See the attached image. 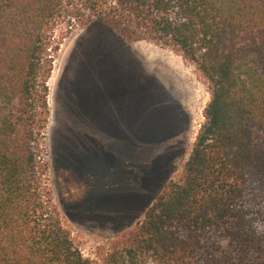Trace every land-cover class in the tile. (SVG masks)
Returning a JSON list of instances; mask_svg holds the SVG:
<instances>
[{
    "label": "trees",
    "instance_id": "obj_1",
    "mask_svg": "<svg viewBox=\"0 0 264 264\" xmlns=\"http://www.w3.org/2000/svg\"><path fill=\"white\" fill-rule=\"evenodd\" d=\"M90 12L172 50L211 98L192 151L144 218L94 259L46 180L49 38ZM0 264H264V0H0Z\"/></svg>",
    "mask_w": 264,
    "mask_h": 264
},
{
    "label": "rangeland",
    "instance_id": "obj_2",
    "mask_svg": "<svg viewBox=\"0 0 264 264\" xmlns=\"http://www.w3.org/2000/svg\"><path fill=\"white\" fill-rule=\"evenodd\" d=\"M89 16L64 14L49 38L40 149L53 203L74 245L94 259L180 171L211 94L172 50L131 43L104 23L83 26Z\"/></svg>",
    "mask_w": 264,
    "mask_h": 264
},
{
    "label": "bare ground",
    "instance_id": "obj_3",
    "mask_svg": "<svg viewBox=\"0 0 264 264\" xmlns=\"http://www.w3.org/2000/svg\"><path fill=\"white\" fill-rule=\"evenodd\" d=\"M152 56H153V55H152ZM154 63H156V62H154ZM163 64H164V63H163ZM163 64H162V65H163ZM165 66H166V65H165ZM167 66H168V65H167ZM162 67H163V66H162ZM163 68H165V67H163ZM166 68H167V67H166ZM166 70H167L168 72H170V71H169L170 68H169V69H166ZM168 72H167V73H168ZM168 74H169V73H168Z\"/></svg>",
    "mask_w": 264,
    "mask_h": 264
}]
</instances>
